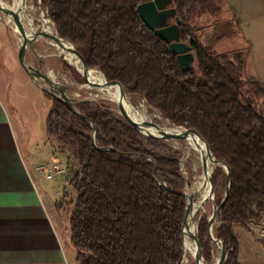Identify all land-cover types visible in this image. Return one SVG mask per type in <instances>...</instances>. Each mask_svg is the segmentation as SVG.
<instances>
[{"label":"trees","instance_id":"16d2710c","mask_svg":"<svg viewBox=\"0 0 264 264\" xmlns=\"http://www.w3.org/2000/svg\"><path fill=\"white\" fill-rule=\"evenodd\" d=\"M149 1L41 0V7L48 12L51 31L54 24L90 69L123 85L131 97L144 99L171 124L197 131L228 166L230 192L214 233L229 251L225 264H241L235 227L250 232V225L264 219V84L246 79L242 52L217 54L212 43L204 45L198 38L197 21L218 17L222 0H173L181 39L196 56L189 72L182 71L169 44L141 20L137 8ZM44 94L52 104L47 140L78 165L69 173L76 197L66 203L77 263L183 264L186 180L179 153L159 152L160 140L141 134L102 102L76 105L85 120ZM213 181L225 194L223 168L215 170ZM224 194L216 198L217 206ZM198 239L204 259L212 264L206 218L198 226Z\"/></svg>","mask_w":264,"mask_h":264},{"label":"rangeland","instance_id":"374dc122","mask_svg":"<svg viewBox=\"0 0 264 264\" xmlns=\"http://www.w3.org/2000/svg\"><path fill=\"white\" fill-rule=\"evenodd\" d=\"M5 3L9 6H13V0H5ZM30 3H33V5L36 3L34 5L35 21L32 27L34 29L44 30L49 34H55V29L54 32H52L49 27L48 12L46 10H40L38 0H30ZM262 8L263 16L251 19L253 23L250 24L252 28L249 31V35L243 34L240 25L236 22L238 21L237 17L233 18L231 10L229 7L225 6L223 0L221 4V14L218 17L206 16L200 18L195 28L197 36L202 44L208 45L212 43V48L215 53L232 54L235 52H242L246 59V79L258 80L264 84V0L262 1ZM13 26L14 25L8 18L0 13V65L5 73V85L8 86L9 94L12 93V95L19 100L20 107L26 110L24 121L31 135L30 150L34 155V164L38 166L48 165L50 169L55 164H61L63 166L64 172L55 175L52 180H47V172H41L45 174H38L41 191L48 193L50 201L57 202L61 200L60 202H63L64 195L66 194L64 186L67 173H74L78 169V165L72 156H69L68 161L63 154L58 152L57 144L45 138L46 118L52 109V104L49 100L44 98L41 88L36 86L35 82L22 67L19 60L21 36L16 31L15 26ZM26 62L31 66H37L44 73L50 74L55 81L57 80L56 82L66 86L68 95L75 99L77 104L84 100L102 102L121 116L117 104L109 99L101 97V94L96 89L89 87L84 77L76 69L70 67L62 56L58 55L53 44L47 39H38L35 42L34 50L28 48ZM11 80L13 82L15 80V82L11 84ZM132 98L134 104L137 106L145 101L137 96H132ZM148 108L151 113L154 111L159 112L150 106H148ZM152 123L158 124V121ZM160 141L162 144L157 147L159 152L168 154L171 149L179 153L181 171L188 183V190L190 191L199 175V171L195 169L196 156L191 150L188 152L185 149V147H190L189 144L185 141H179L182 145L179 146L172 141ZM54 153L56 157H54ZM74 193L71 192L66 198L63 206L67 213L64 214L63 217L66 222H68V214L71 209V206L66 203L75 199L76 195ZM223 194L224 188L222 185L219 184L215 186V200H210L195 216L197 231L200 221L203 218H206L208 221L212 216L217 207L216 198ZM219 225L220 222L216 221L214 229H217ZM67 226L69 227V224H67ZM250 230L251 231L248 232L240 226H236L234 229L240 246L239 262L241 264H264V219L260 224L250 225ZM211 247L214 258L212 264H216V260L219 258L220 253L214 244L211 243ZM188 256L190 257H188V262L186 263L184 261L183 264H196L193 256Z\"/></svg>","mask_w":264,"mask_h":264},{"label":"crops","instance_id":"0c3cea01","mask_svg":"<svg viewBox=\"0 0 264 264\" xmlns=\"http://www.w3.org/2000/svg\"><path fill=\"white\" fill-rule=\"evenodd\" d=\"M262 1L223 0L233 18L237 17L243 34L248 35L251 19L263 16ZM19 104L9 94L0 65V264H78L67 226L70 212L68 222L64 221L67 213L58 207L61 200L50 201L39 187L38 174H45L39 168L48 165L33 162L31 135L24 121L26 110ZM64 189L68 196L74 193L68 173Z\"/></svg>","mask_w":264,"mask_h":264},{"label":"water","instance_id":"95a60500","mask_svg":"<svg viewBox=\"0 0 264 264\" xmlns=\"http://www.w3.org/2000/svg\"><path fill=\"white\" fill-rule=\"evenodd\" d=\"M38 1L40 9H42L41 0ZM137 11L146 27L149 30L154 31L155 34L165 43L169 44L172 53L177 56L182 71L189 72L194 70L196 56L192 49V46L189 43L183 42L181 39L180 27L182 22L180 17L177 15V10L174 7V1L152 0L139 5ZM0 13L4 14L8 18V20L15 26L16 31L21 36V45L19 47V60L29 77L41 88L43 92L48 93L53 98L61 100L62 102L67 104L68 107L74 113L78 114L83 119L89 120L84 114L80 113L76 109L77 102L75 99L71 98L68 95L67 87L56 82L37 66H31L26 62L28 48L34 50L35 42L38 39H47L48 41L55 43L63 51L64 54L70 55L71 57L78 60L82 66V71H80L77 67L72 65L65 57L62 56L71 67L76 69L84 77L89 87L101 88L103 90L118 88L119 97L116 102L118 111L122 118H124L125 121L129 124L136 127L141 134L145 135L146 137L153 138L155 140L172 141L179 146H182L179 141L187 142L191 138H196L199 142L204 144L207 156L215 167V169L212 173H210L207 157L202 156V174L205 178V182L209 183L210 185V192L208 197L204 201H202L198 207H195V196L194 194L190 193L192 188L190 191L188 190V183L186 181L184 190V196L186 199V213L182 225L183 262L186 258L185 240L186 237H188L194 247V253L192 254V256L195 260V263L207 264L206 260L203 257L201 244L198 239V231L196 227L195 216L199 211L203 209V206L206 203H208L210 200H215V184L213 181V174L217 168L221 167L225 170L227 174V186L225 188L224 199L222 200L221 204L215 208V211L213 212L212 216L208 219V237L211 243L218 248V251L220 253L216 264H225L228 258L229 251L225 249L223 242L217 237H215L214 225L216 221H219L221 223L222 211L229 196L232 178L228 166L222 161H219L215 158L211 147L201 137V135L195 130H188L183 127L175 126L171 124L168 120L167 121L174 127L175 130L169 131L166 129H162L158 125L146 120L136 121L127 108L126 101L127 96L129 94L127 93L123 85L118 82H109L99 69H90L86 64L84 58L79 54L74 45L69 40L63 39L58 35L54 24L53 26L55 29V34H49L44 30L34 29L32 25H29V23L25 21L24 8L21 7L19 9H14L13 7L7 5L5 3V0H0ZM93 70L100 71L103 74L105 79L104 83H97L91 80L89 74ZM90 123L94 131L92 136V143L96 146V128L92 121H90ZM153 131H155V133H152ZM185 149L189 152L188 147H185ZM161 186L166 187L164 183H161ZM191 224L194 225V230H191Z\"/></svg>","mask_w":264,"mask_h":264},{"label":"bare ground","instance_id":"6f19581e","mask_svg":"<svg viewBox=\"0 0 264 264\" xmlns=\"http://www.w3.org/2000/svg\"><path fill=\"white\" fill-rule=\"evenodd\" d=\"M34 5H33V3H30V0H13V6H11V7H13L14 9H19L21 7L24 8V10H25V14H24L25 21H27V23H29V25H32L33 22L35 21V15H34L35 6ZM40 10L43 11V8ZM40 17H41V15H40ZM51 44H53L54 48L57 50L58 55L65 57L72 65H74L80 71H82V66L78 60L71 57L70 55L64 54L63 51L55 43L51 42ZM89 75L91 77V80L95 81L97 83H104V81H105L104 76L100 71L93 70L90 72ZM49 76L52 78V76L50 74H49ZM79 87H81V86H79ZM94 89H96L101 94V97H104L105 99H109L115 103L117 102L118 97H119V89L118 88H113V89H108V90H103L101 88H94ZM126 104H127V108L129 110V112L131 113V115L133 116V118L136 121H144V120L151 121V122L158 121V124H156V125H158L162 129H166L169 131L175 130L174 127L167 120H165V118L163 117V114L156 112L154 110H152L154 112L151 113V111H149V108H148L146 101H143L142 103H140L137 106L134 104L133 98L130 95H128ZM152 133H155V131H153ZM187 143L190 146L188 149L191 150V152L194 153V155L197 158L196 162H195V169L197 171H199L198 172L199 175L197 176L196 183L193 184L192 190L190 191V193L194 194V196H195L194 197L195 207L196 206L198 207L201 204V202L204 201L208 197L209 192H210V185H209V183L205 182V178L203 177V174H202L203 173L202 172V156L207 157V160L209 163L210 173H212L214 171L215 167L213 166V164L209 160V158L207 156L206 148H205L203 143L199 142L196 138L189 139L187 141ZM205 205L203 206V208L205 207ZM191 230H194V225H192V224H191ZM185 252H186L185 262L187 263L188 257H189L188 255L192 256V254L194 253V247H193V245H192V243L188 237H186V240H185Z\"/></svg>","mask_w":264,"mask_h":264},{"label":"built area","instance_id":"2783aa9c","mask_svg":"<svg viewBox=\"0 0 264 264\" xmlns=\"http://www.w3.org/2000/svg\"><path fill=\"white\" fill-rule=\"evenodd\" d=\"M63 166L60 164H55L53 165V167L50 169L49 166H43V167H40L39 170L41 172H47V179L48 180H52L54 179L55 175L57 174H62L64 172V169L62 168ZM263 237H264V233H263Z\"/></svg>","mask_w":264,"mask_h":264}]
</instances>
